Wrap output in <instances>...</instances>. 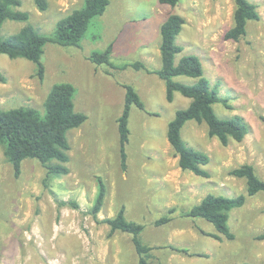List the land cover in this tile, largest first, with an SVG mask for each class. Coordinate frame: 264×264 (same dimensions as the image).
<instances>
[{"label":"rangeland","instance_id":"374dc122","mask_svg":"<svg viewBox=\"0 0 264 264\" xmlns=\"http://www.w3.org/2000/svg\"><path fill=\"white\" fill-rule=\"evenodd\" d=\"M20 1L18 10L29 19L7 20L1 29L4 38L27 24L50 36L60 20L85 2L47 0V10L40 11L34 0ZM109 1L80 47L45 46L43 80L33 62L0 54V72L6 79L0 82L1 110L25 107L44 114L52 87L71 83L76 89L75 110L87 116L82 126L67 133L71 146L67 175L46 180L41 163L26 159L16 177L0 145V264H137L131 236L122 232L109 236V226L98 222L114 217L121 207L129 221L144 226V244L163 247L152 252L151 264H264V240L257 238L264 232L263 193L248 197L244 206L230 212L232 240L214 238L218 231L204 219L182 216L209 194L227 198L246 194L245 179L230 174L243 164L253 165L264 180V0H249L261 18L248 23L247 35L239 42L224 39L233 25V0H180L175 7L159 0ZM171 14L186 20L176 38L183 51L175 64L184 56H196L203 77L230 106L216 103L217 116H240L250 128L243 142L223 146L208 136L205 123H186L183 140L210 157L204 167L209 178L183 171L167 138L169 123L190 99L176 92L168 102L165 83L155 74L96 66L89 60L92 53L112 44L114 65L141 61L150 71L160 69L161 26ZM174 81L193 85L197 79L179 76ZM124 85L135 88L146 108L131 107L126 170L121 166L117 124L125 105ZM99 178L107 196L97 221L92 208ZM171 208L176 209L174 219L156 226ZM170 245L189 254L173 251Z\"/></svg>","mask_w":264,"mask_h":264},{"label":"trees","instance_id":"16d2710c","mask_svg":"<svg viewBox=\"0 0 264 264\" xmlns=\"http://www.w3.org/2000/svg\"><path fill=\"white\" fill-rule=\"evenodd\" d=\"M235 4L233 25L225 34L227 41L239 42L247 35V25L250 21H259L260 14L257 6L249 0H233ZM40 11L48 8L47 0H34ZM163 5L175 7L180 0H159ZM109 0H85L81 9L73 11L69 16L57 23L56 31L50 36L42 35L33 25L27 24L20 32L4 38L1 35L3 24L7 20L27 22L29 15L21 12L20 0H0V54L7 55L10 59L24 58L36 65L37 76L43 80L45 66L42 58L47 44L60 47H80L92 21L102 16ZM186 20L179 14H171L161 26V68L150 71L141 61L126 63L116 66L111 62L113 45H109L103 52H94L89 60L96 66L108 65L115 69H127L129 67L139 71L144 70L149 74H155L166 86V99L173 102L175 93H181L191 100L186 109L176 112L174 119L168 125L167 138L178 157V165L183 171H190L196 176L209 178V173L204 169L210 161V157L203 152L188 146L183 140L182 130L189 121L205 123L208 128V136L216 138L223 146H228L231 141L241 143L249 134L250 128L240 116L229 119H221L214 110L216 103H223L230 108L228 101L219 97L216 88H212L210 81L203 77V68L196 56L188 55L175 64V57L182 53L183 48L176 43L177 36L181 33ZM186 76L197 79L193 85H185L175 82L174 78ZM5 76L0 72V82H5ZM125 105L121 116L117 120L119 133V152L123 170L127 168L126 146L130 140L129 119L131 107L135 105L142 111H146L140 95L131 85H124ZM216 87V86H215ZM76 89L71 83L55 84L44 104V114L34 108H16L8 111L0 109V145L4 148V154L14 169V174H21L22 162L26 159H36L46 169V180L51 176H63L69 173L67 163L70 161L67 133L79 128L87 121V116L75 110ZM56 161V164L53 162ZM236 178L245 179L246 194L234 198L207 195L199 204L193 206L188 212L182 213L183 218H201L214 225L219 235H212L218 240L222 236L232 240L234 234L229 228L230 212L233 209L245 205L247 198L264 194V180L261 179L255 167L251 164H243L230 171ZM107 196V187L102 178H99V189L92 208V214L98 221ZM76 206V205H75ZM125 207H121L117 214L105 219L103 222L109 226V236L116 232L126 233L131 236L132 243L138 255L137 264H151L149 258L152 252L163 247L149 246L142 242L141 233L144 230L142 224L131 222L126 218ZM176 213L175 208L168 210L167 214L155 222L156 226L170 223ZM259 240H264V232L258 235ZM173 251L189 254V250L168 246ZM248 264V263H243Z\"/></svg>","mask_w":264,"mask_h":264}]
</instances>
